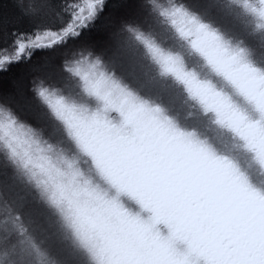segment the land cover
<instances>
[{
  "label": "clouds",
  "instance_id": "1",
  "mask_svg": "<svg viewBox=\"0 0 264 264\" xmlns=\"http://www.w3.org/2000/svg\"><path fill=\"white\" fill-rule=\"evenodd\" d=\"M106 6L103 41L0 81V264H264V0Z\"/></svg>",
  "mask_w": 264,
  "mask_h": 264
},
{
  "label": "snow or ice",
  "instance_id": "2",
  "mask_svg": "<svg viewBox=\"0 0 264 264\" xmlns=\"http://www.w3.org/2000/svg\"><path fill=\"white\" fill-rule=\"evenodd\" d=\"M98 2L99 0H86L85 3H75L67 0L64 12L69 14L71 22L66 27L53 30L55 24L49 20V10L46 9L40 16L33 17L23 10L18 0H13L12 3L4 0L0 3V66L10 68L15 64L26 63L34 50L51 52L59 49L67 37H74L78 31L86 28L88 21L96 14ZM260 14L264 15V11ZM161 15L176 17L184 14L178 9H173L171 12L162 10ZM64 52L59 53L61 58ZM41 95L50 106L56 107L60 104L43 91Z\"/></svg>",
  "mask_w": 264,
  "mask_h": 264
},
{
  "label": "trees",
  "instance_id": "3",
  "mask_svg": "<svg viewBox=\"0 0 264 264\" xmlns=\"http://www.w3.org/2000/svg\"><path fill=\"white\" fill-rule=\"evenodd\" d=\"M4 0H0V3H3ZM8 3H12L13 0H7ZM71 2L75 3H85L86 0H71ZM123 0H108V6L105 8L104 15L112 14L114 16H120L124 14V10L120 7H113V5H121ZM186 3L190 5H203L205 3V0H185ZM197 12H200L201 14H209L210 12L213 14V18L216 19L217 23L223 24L224 21L219 17L215 16V10L207 9L203 6L196 7L195 9ZM70 17L69 14H65L63 17L62 22H58L55 24V27L53 30H59L61 27H66L68 23H70ZM105 21L103 17L101 20L96 21V26L90 30H85L81 33V36L78 39H74L73 37L69 36L66 38L65 43L59 48L55 49L51 52H48L46 50H34L31 58L29 59V62L27 63H21V64H15L12 65L9 68V71L7 73H0V81H2L5 85L9 83V81L15 80L17 82H22L23 84H27V79L29 77L30 70L33 67H41V70L44 72H54L55 66L59 65L60 62V55L59 53L65 51V49H71L81 43H94L103 41L105 39L104 33L106 32V28L104 27ZM229 26L230 25H226ZM47 60V65L45 66V61ZM158 91V90H157ZM172 93L164 94L163 99L165 103H168L171 98ZM16 99L19 101L21 105L22 111H24L27 114H35L40 111V109L37 107L34 101L31 100L30 93H27L26 87L24 88V95L17 96ZM176 104L178 105V102L176 101ZM31 122L35 123L34 120ZM190 123H192L194 126H202L200 125L199 121L193 120ZM25 213L29 211L27 206L23 209Z\"/></svg>",
  "mask_w": 264,
  "mask_h": 264
},
{
  "label": "rangeland",
  "instance_id": "4",
  "mask_svg": "<svg viewBox=\"0 0 264 264\" xmlns=\"http://www.w3.org/2000/svg\"><path fill=\"white\" fill-rule=\"evenodd\" d=\"M157 90H159L158 88L157 89H154L153 91L155 92V91H157ZM178 102V101H177Z\"/></svg>",
  "mask_w": 264,
  "mask_h": 264
}]
</instances>
